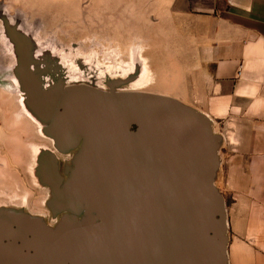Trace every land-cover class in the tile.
Instances as JSON below:
<instances>
[{"label":"water","instance_id":"obj_1","mask_svg":"<svg viewBox=\"0 0 264 264\" xmlns=\"http://www.w3.org/2000/svg\"><path fill=\"white\" fill-rule=\"evenodd\" d=\"M58 93L85 136L75 179L91 215L53 231L0 212V262L227 264L225 206L214 185L221 140L209 120L160 95L80 85Z\"/></svg>","mask_w":264,"mask_h":264},{"label":"rangeland","instance_id":"obj_2","mask_svg":"<svg viewBox=\"0 0 264 264\" xmlns=\"http://www.w3.org/2000/svg\"><path fill=\"white\" fill-rule=\"evenodd\" d=\"M155 38L131 28V0H0V212L53 231L90 217L75 179L85 136L58 105V89L174 99L175 78L159 76ZM214 185L223 197L217 177Z\"/></svg>","mask_w":264,"mask_h":264},{"label":"crops","instance_id":"obj_3","mask_svg":"<svg viewBox=\"0 0 264 264\" xmlns=\"http://www.w3.org/2000/svg\"><path fill=\"white\" fill-rule=\"evenodd\" d=\"M131 28L158 35L170 96L221 138L227 264H264V0H131Z\"/></svg>","mask_w":264,"mask_h":264},{"label":"bare ground","instance_id":"obj_4","mask_svg":"<svg viewBox=\"0 0 264 264\" xmlns=\"http://www.w3.org/2000/svg\"><path fill=\"white\" fill-rule=\"evenodd\" d=\"M48 127H49V126H48ZM213 134H216V133H214V132H213ZM37 225H38V224H37ZM39 226L41 227V226H43V224H42V223H40V225H39ZM54 234H55V233H54ZM50 236H53V235H52V234H50ZM54 236H55V235H54Z\"/></svg>","mask_w":264,"mask_h":264}]
</instances>
